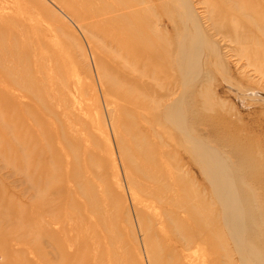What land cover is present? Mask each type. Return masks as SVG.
<instances>
[{"label":"bare ground","instance_id":"6f19581e","mask_svg":"<svg viewBox=\"0 0 264 264\" xmlns=\"http://www.w3.org/2000/svg\"><path fill=\"white\" fill-rule=\"evenodd\" d=\"M8 1L11 5L0 1V32L9 33L12 40L4 50L10 59L16 60V67L26 69L23 74L10 79L9 86L13 92L12 101H9L13 102L17 110L20 105L26 109L36 107V115L27 112L31 123L28 122L29 128L25 135L28 138L26 147L29 149L25 159L33 166L29 181L38 183L40 187L43 185L40 190L44 198L40 205L48 215L49 219L46 220L55 224L57 231L68 239L63 249L65 257L62 259L65 263L101 262L100 257L89 256L85 252L92 248L105 249L120 241L122 234L118 223L121 221L122 205L120 198L110 194L107 186L103 194L101 186H98L99 197H95L94 205L93 188L90 187L88 191L87 186L82 187L77 174L71 175L70 171H77L79 163L75 165L69 162L65 151H70L71 146L83 147L81 167L84 168L83 173H87L90 185L89 176L95 175L92 165L95 156L89 149L94 137L89 133H78L72 121L77 103L74 102L71 108L56 99L57 84L52 80L54 70L47 50L46 54L41 52L40 42L34 44V48L30 41L24 45V38L28 34H23L22 28L21 31L17 30L18 24L12 18V10L21 9V14L26 15L28 10L36 12L37 6L49 10L48 3L58 5L60 2L62 7L58 8L63 16H59L66 24L76 25L85 34L92 30L89 29L92 25H98L109 32L110 45L124 53L113 60V72L116 81L129 83L132 88L120 91L112 83L98 84L103 97L112 95L117 98L112 105L111 101L107 102L104 98V106L118 151L123 156L120 161L121 173L133 206L134 226L138 228L145 245L151 247L150 243L155 244L151 233L155 239L166 240L160 249L167 250L173 264H264L261 250L258 249L263 247L264 252L263 212L257 207L255 191L246 185L238 171L241 153L237 155L238 151L233 149V145L227 144L228 141L219 131L211 132L220 140V144H209L207 130L200 128L223 120L219 115L207 116L203 113L204 108L213 107V98L207 86L213 68H222L223 71L225 67L223 52L237 63L242 61L253 72L263 68L264 0H201L198 5L195 4L202 8L200 12L189 0H159L162 12L177 26L173 32L176 35L175 42L169 39L167 27L164 28V35L158 26L151 25L154 12L148 0ZM50 11L57 14L52 8ZM172 15L177 23L172 22ZM18 41L22 45H18ZM88 43L91 58L98 70V57ZM222 48L225 51L222 52ZM80 50L85 57L83 50ZM140 66L145 70L138 71L135 68ZM147 70L151 73L148 74ZM35 78L40 82L37 80V90L33 92ZM117 103L129 110H124ZM21 108L19 110L22 111ZM119 109L125 118L122 130L117 120ZM22 136H18V140ZM13 137L18 143L16 136ZM242 140L241 149L246 151L244 143L247 141ZM236 142L239 146L240 139ZM176 147H183L190 154V160L200 165L216 203L214 208L206 203L202 188L189 184L186 171L189 160L178 159L174 151ZM251 160L253 164L263 163L259 156H252ZM86 163L89 165L84 166ZM33 186H29L31 190ZM187 191L192 192L193 196H189ZM64 195L70 197V206L77 204L74 218L60 216ZM111 208L114 210L109 213V221L115 232L108 234L104 217L108 216L107 212ZM126 216V222L133 231V219L129 211ZM254 227H257L256 231ZM137 240L140 241L139 238ZM191 248L194 249L193 253H198H187ZM148 254L156 263L154 251L150 250Z\"/></svg>","mask_w":264,"mask_h":264},{"label":"rangeland","instance_id":"374dc122","mask_svg":"<svg viewBox=\"0 0 264 264\" xmlns=\"http://www.w3.org/2000/svg\"><path fill=\"white\" fill-rule=\"evenodd\" d=\"M0 1L11 5L8 0ZM111 1L113 2V0H110V2ZM148 1L154 12V19L151 25L158 26L163 34L164 28L167 27L168 33L170 34L169 39L175 42L176 35H174L173 32L177 26L171 23L167 15L162 12L163 7L158 5L160 3L159 0ZM189 1L194 6L195 4L198 5L201 0ZM61 5V2L58 3V5L48 3L50 9L56 10L57 14L41 6L35 8L36 12L33 10L26 11V15L21 14V9L12 10V18L14 22L18 24L16 29L21 31L20 28H22L23 31L21 32L23 34L27 32L28 34V37L24 38V45H26L27 41H30L31 46H33L32 48H34V44H39L38 42H40L39 45L42 46L40 48L41 52L46 54L47 50V57L52 59L51 68L54 70L52 80L54 84H57L56 90L58 96H56V99L60 103L70 105L71 108L74 107V102L77 103L76 108L73 109L72 121L74 120L73 122L76 124L75 128H78V133L84 135L89 133L94 137L93 140L91 139L89 147L95 156L92 162L95 175L89 176L91 179H89L91 186L86 178L87 173L84 174V168L81 167L83 163V147L71 146L70 151H65V156L69 162L75 163V165H77L76 162L79 163L77 171H70L71 175L77 174L82 187L87 186L88 191L93 188L95 191L93 196L94 205L95 199L99 197L97 190L100 189V187L98 186H101V194L105 193V186H107V189L109 188L110 190V194H115L121 201V221L118 223L122 234L119 238L120 241L113 243V245L111 244V246L105 249L102 247L92 248L85 252V254L100 257L101 262L98 264H173L167 250L164 248L163 250L160 249L166 240L158 237L155 239L151 233L153 237L152 240H154L152 242H155V244L150 243L151 247L147 246L138 228L135 227L133 206L128 192L129 190L126 188L124 175L121 173L122 165L120 161L123 156L121 151L120 153L118 151L113 132L110 128V124H108L109 119L104 106V98L107 102L111 101V105L116 103L117 98L112 95L103 97L102 94H100L101 86L98 84L99 82L105 84L112 83L119 88L120 91H126L127 87L132 88L129 83L122 84L116 81L115 73L113 72V64H115L113 60H115L116 56L121 57L124 53L122 51H117L115 47L110 45V34L102 27L92 25L89 28L92 30L85 34L76 25L70 26L68 23L66 24L65 21L60 18V16H63L58 8L62 7ZM196 5L194 8L199 10L198 12L202 11V8H198ZM262 13L264 14V11ZM199 15L202 14L200 13ZM172 16V22L177 23L175 16ZM88 41L91 44L92 51L98 57V70H96L91 58ZM9 43H12L9 33L0 32V264H69L65 263V260L62 259L63 256L65 257L63 249L66 247L65 244L68 239L62 235L61 232L57 231L55 224L47 222L49 219L48 215L42 209V205H40L41 200L43 201L44 198L40 190L43 185L40 187L38 183L32 184L29 181L30 171L33 170V166L25 159L27 158V151L29 152L28 147H26L28 145V138H26L25 135H27L26 130L29 128L27 124L28 122L31 123V117L27 112L29 111L33 115H36L37 110L34 106L26 109L22 105H20L22 108L19 107L22 111L19 110V108L17 110L13 102L9 101L12 99L11 94L13 92L9 86L10 79L26 71L24 67H16V60L10 59L8 54L5 53L6 50L4 49L8 47ZM16 43L22 45L21 41ZM80 49L83 50L86 58L81 55ZM223 49L224 48L221 49L222 52L225 51ZM66 51H70V54ZM222 54L225 67L223 71L222 68H216L215 70L212 67L213 72L211 81L209 82V87L207 86L208 92L213 98V107L204 108L203 113L207 116L219 115L223 120H219L210 125L200 126V128L207 130V140L209 144L214 146L220 144V140L211 132L212 130L219 131L224 139L228 141L227 144L233 145V149L238 151L236 152L237 155L241 153L239 157L241 162L239 161V165L237 166L240 168L238 171L242 174L246 185L250 186L255 191L257 207L262 210L264 220V65L259 72H253L251 68L245 67L242 61L237 63L229 54H225L224 52ZM132 67L133 66H130V68ZM135 68L138 71L145 70L142 66ZM146 72L148 74L151 73L150 70ZM34 80L35 85L32 87L33 92L37 90L36 84L38 79L35 78ZM38 82H40V80H38ZM14 91L16 92V90ZM117 104L125 108L124 110H129L126 106L120 105L119 103ZM10 106H12L13 109ZM14 108L17 111H14ZM30 108L35 109L31 110ZM13 111L16 113H13ZM75 113H77V117ZM13 116L16 117L15 120ZM26 116H28V118ZM117 116L119 118L117 119L118 124L121 125L120 128L122 130L125 118L121 115L120 109L117 110ZM25 119L27 122H25L26 124L24 123ZM29 119L30 121H28ZM20 120H22V122ZM22 124L25 125L24 128ZM84 127L87 129L86 131H84ZM8 128L12 133H10ZM23 129H25V131ZM20 135L23 136L22 138L19 137L18 140L17 137ZM13 136H16L18 143L14 141ZM238 138L240 139L239 146L236 142ZM242 139L247 141L244 143L246 151L241 149ZM24 146L26 148L24 149L26 153L22 150ZM19 150L21 151V155H19L20 153L17 154ZM174 151L178 159L189 160V168L186 170L188 171L190 180L189 184L192 187L196 186L197 188H202L206 203L208 206L214 208L216 203L212 198L209 182L202 174L203 172L200 165L190 160V154L187 153L183 147H176ZM126 152L128 153L129 151ZM252 156H259L263 160V163L253 164L251 160ZM86 165L89 164H84V166ZM14 167L17 169L15 170ZM36 185H38V187H36ZM29 186H33L32 190ZM27 189L29 192H27ZM187 194L193 196V193L190 191H187ZM63 200L64 204L60 216L62 218L70 216L74 218L76 216L77 204L75 203L74 206H70V197L65 195ZM36 201L37 204H34ZM38 202L40 207L38 206ZM113 210L112 208L111 210L109 209L107 212L108 216L104 217L106 228L108 226V234L115 232L109 221V213ZM127 211L130 212L131 219H133V231H131L129 223L126 222ZM35 213L37 215H34ZM53 213H56V211ZM144 221L146 224L147 220L145 219ZM95 225H97V223H95ZM259 225L261 224L259 223ZM256 228L257 227H254V231H256ZM45 230L48 232L46 233ZM54 230L56 231L55 233ZM48 233H50L49 235L51 238L48 236ZM97 236L98 235H96L95 238H97ZM58 238L60 241L59 243ZM137 238H139L140 241H138ZM49 239L53 240L50 241ZM60 243L62 244L60 245ZM56 249H58V252ZM258 249L261 250L260 255L264 261L263 247H258ZM150 250L155 253L156 263H153L151 255L149 256L148 254ZM193 252L194 249L191 248L187 253H198ZM56 254L57 256L55 258ZM185 256L186 253L183 258H185ZM80 264H84L83 261L82 263L80 262Z\"/></svg>","mask_w":264,"mask_h":264}]
</instances>
